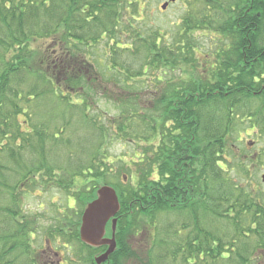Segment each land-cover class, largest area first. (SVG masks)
I'll list each match as a JSON object with an SVG mask.
<instances>
[{
	"label": "trees",
	"instance_id": "trees-1",
	"mask_svg": "<svg viewBox=\"0 0 264 264\" xmlns=\"http://www.w3.org/2000/svg\"><path fill=\"white\" fill-rule=\"evenodd\" d=\"M140 1L0 0V264L40 263L36 219L24 207L21 196L26 191L20 190V185L42 184L47 188L45 185L52 183L45 174L50 173L55 181V176L64 179L58 185L61 189L73 188L77 194L74 199L82 200L86 180L92 183L87 193L94 195L99 183L103 184L109 172L114 173L109 168L103 170L93 155L98 140L99 150L103 149L109 137L106 129L90 121L99 130L98 136L94 138L93 133L84 138L78 131L81 124L83 133L87 131L86 119L73 118L92 98L89 78L63 65L80 52L94 54L97 45H103L98 48L102 54L97 61L87 55V75L100 71L128 96L123 100L126 111L111 119L116 131L110 137L133 141L134 133L139 135L133 141L136 149L129 160L131 165L123 160L119 171L127 182L120 181L116 187L120 199L117 249L109 257V264H119L126 255L125 234L143 229L149 230L146 264H248L253 250L264 249V193L254 188L251 168L258 157L238 146L236 130L239 125L264 133V0H228L227 6L206 0L201 10L210 3L226 6L221 13L224 24L213 30H222L223 40L219 39L221 46L211 52L214 58L209 55L213 60L208 71L197 82L187 81L188 88L174 89L166 84L161 88L163 96L157 97L152 107L144 105L143 113L138 108L133 110L135 103L130 102L129 92L142 78L140 72L152 71V78L161 82L165 70L174 72L178 68L183 72L189 62L191 66L196 64L193 57L186 56L183 42L171 43L163 32L145 23L150 11L141 9ZM188 8L180 31L186 34V40L203 28L199 26L202 20L196 22L192 15L193 6ZM209 22L211 26L214 20ZM39 40H44L42 52L35 47ZM189 47L197 52V47ZM59 51L63 54L58 56ZM180 52L185 58L184 63L180 61L184 65L178 67L175 63ZM54 66L66 68L58 86L54 84L55 75L50 74ZM137 69V75L132 76ZM52 97L60 100L61 106L51 109ZM38 98H43L49 110L46 112L58 111L59 119L45 116L44 124L34 129L29 112L37 109ZM37 111L39 115L45 112ZM82 114L85 117L84 111ZM235 114H241L238 123L233 122ZM34 116L36 120L40 117ZM133 121L142 124L141 133L138 125L132 127ZM24 125L28 130L22 129ZM22 134L25 143L39 140L36 161L28 158L34 148L22 153L11 150L25 138ZM86 144L93 145L92 149L88 151ZM59 145L66 147L61 155L68 161L61 163L65 168L61 174L53 169L57 168L56 161H49L46 155ZM71 146L80 150L71 152ZM101 161L108 165L112 162ZM8 164L20 169L16 172ZM12 173L20 176L12 179ZM67 173L65 179L63 174ZM84 203L74 222L60 221L56 228L44 231V243L55 250L66 249L67 255L73 244L79 260L85 252L89 264H94L91 253L103 249H90L78 238ZM154 229L157 235H153ZM248 239L254 240L249 243Z\"/></svg>",
	"mask_w": 264,
	"mask_h": 264
},
{
	"label": "rangeland",
	"instance_id": "rangeland-1",
	"mask_svg": "<svg viewBox=\"0 0 264 264\" xmlns=\"http://www.w3.org/2000/svg\"><path fill=\"white\" fill-rule=\"evenodd\" d=\"M166 0H141L139 2V7L141 9H145L146 11H150V15H148V19L146 20V24L153 29L159 30L160 32H163V35L167 38V40L171 43H178V42H183L184 43V52L187 53L186 56L193 57L195 60L194 66H191V63L189 62L190 65H185V68L182 70H179L178 68L173 72L172 70H165L166 75L162 74V77L164 79L161 80V82L156 81L153 79L151 75H153V72H145L142 74V80H146L145 83H142L141 79H139V82L133 83L132 89H129V92L131 93L130 95V102L135 103L133 110H138V112L143 113V108L144 105L148 107H152V103L157 97L163 96V91L161 88L164 87L166 84L171 85V87H187L188 84L185 85V83H188L187 81L193 80L194 82H197L196 80H199L201 77L205 76V72L208 71L209 68V63L212 62L214 58V54L211 52L217 51V48L221 46V41L219 39H222L221 32L222 30L218 32H214L213 30H216L220 25L225 21L224 18L222 17V11H225L224 9L226 8L228 0H217V2H221L226 6H223L219 4V6H215L213 3H210L209 7H207L205 10H201L204 4H206V0H186L187 2L185 3V0H176L175 2H169V4L166 6L165 9H161V4H163ZM235 0H231L233 2ZM189 6H193L192 9V15L195 16V21L197 22L198 20H202L199 23V26H203L200 31H198L193 37H189V41L186 40L185 33H180L181 27H182V22L183 18L187 17L188 12H190V9L188 8ZM225 7V8H224ZM194 10V14H193ZM198 10V11H196ZM201 10V11H200ZM197 13V15H196ZM205 14L207 16H205ZM219 16V17H218ZM201 18V19H200ZM146 18L143 19L145 21ZM212 19L214 22L210 26L209 20ZM226 24V22H225ZM204 26H207L208 28H204ZM179 31V33H178ZM186 40V41H185ZM223 40V39H222ZM50 40H47L49 42ZM53 43L55 40H51ZM195 46L197 47V52L193 53L191 51V48L189 47ZM98 47H94L93 53L94 54H83L79 53L77 57H72L69 59V61H66L63 65L68 66L70 68L71 72L76 69L79 70V74H84L85 77L89 78L87 81L88 83L92 85L93 87V92H92V98L89 100V104H86L85 109H83L81 112H78V115H74L73 118H78L79 116L82 118H79L78 120L83 121L86 119L87 124V131L83 133L82 129H85L83 127L84 125L81 124L79 126V135L84 138H89L91 135L93 136L94 133V138L98 136L99 130L95 127H93L90 121L95 122L94 124L96 126H103L106 129V132L109 134V137L106 139V143L103 146V149L98 148L99 146V140L97 141V151H94L95 154V159L97 160L98 164H101V167L104 169L109 168L110 171H113L114 173L108 176L106 180L103 181V184H109L115 187L119 186V182H127L126 178H122L120 174V169L123 168V160H126L128 164L131 165L130 159L133 158L132 154L133 151L136 149V145L134 142L136 141L135 138H138L139 135L137 133H134V138L133 141H128L125 139L120 138L119 136H111L110 134H114L116 131V128L111 125L112 121L111 119H114L117 117V115L120 112L126 111L127 107L124 106L123 100L125 98H128L126 95V91L120 92L118 88H116L113 84L110 83V81H107V78L102 77V74L100 71H96L91 75H87L88 72V63H86L87 60V55L90 56L93 60L99 58V55L102 54V51L99 50L102 48L103 45H97ZM35 47H39V52H42V49L44 50V40H39V42L36 43ZM99 48V49H98ZM61 51L57 53L59 56ZM85 55V56H84ZM213 57L212 60L210 59V56ZM185 56L180 52L177 62V66L179 67L180 65H184L181 62H183ZM187 58V57H186ZM86 59V60H85ZM60 60V58H59ZM90 61V59H88ZM184 63V62H183ZM65 66H54L50 71L52 75H55V85L58 86V83H62L65 77ZM92 69V68H90ZM140 70V69H139ZM139 70H134L132 76L137 75L136 72H139ZM164 70V69H163ZM84 72V73H83ZM157 74V73H156ZM115 75V74H114ZM90 76V77H89ZM154 77H157L154 74ZM161 78V77H160ZM93 79V80H92ZM95 83H92V82ZM124 84V83H121ZM184 84V85H183ZM131 86V85H130ZM97 88V89H96ZM185 88V89H186ZM175 89V88H174ZM122 90V89H121ZM161 91V94H160ZM128 92V91H127ZM105 94V95H104ZM136 94V95H134ZM43 99V98H42ZM41 98H38L35 101V104L37 106V109H32L30 110V114L32 117V127L38 128L42 126L45 122L44 118H51L52 120H58L59 115L55 110L56 113L53 112H46V109L48 110L47 106L44 107L43 105V100ZM121 99V100H120ZM51 102L52 104H49L51 109H53L54 105H56V108L61 106L62 102L58 100L57 98L52 97ZM255 100H253V105L255 104ZM137 106V107H136ZM213 107V105L209 106ZM45 111L43 114L38 113L37 110ZM69 109V108H68ZM49 111V110H48ZM83 111L85 113V117L82 116ZM248 111H245V113ZM148 113V112H147ZM34 114H37V116H40L36 120V116ZM150 114V113H149ZM148 115V114H147ZM46 116V117H45ZM150 116V115H148ZM241 114H235L233 117V122L236 121L237 123L240 121ZM19 120H22V117H18ZM134 120H137L136 118ZM245 121V124L248 126L250 125L249 122L247 123V118L245 117L243 119ZM75 122V120H74ZM90 122V123H89ZM140 122V121H138ZM51 123H53L51 121ZM56 123V122H55ZM141 123V122H140ZM134 124V127H133ZM74 125V124H73ZM138 125L139 133H141L143 126L142 124H137V122L132 123V127L135 128V126ZM245 126V125H244ZM246 127V126H245ZM243 126H237L236 130H238L239 135H238V146L242 147L244 150L248 151L249 155H254L256 154V162L254 161L251 165V168L254 170V188L258 192H263L264 193V181L261 179V175L264 174V133L261 132H256L254 129L248 128L245 129ZM19 128V127H18ZM22 129H27L28 128L24 125ZM74 127L72 126L73 130ZM17 130V129H16ZM16 130H13L16 131ZM76 130V129H75ZM16 134H11V136H15ZM18 135V134H17ZM23 137H25L24 134H22ZM145 135V133H143ZM32 136V135H29ZM11 138V137H9ZM29 138V137H28ZM127 138V137H125ZM12 139V138H11ZM15 141V139H13ZM26 141V137L21 139V142L19 143V146L24 144ZM39 140L36 138L33 139L31 142L28 140L26 142V146L23 148H20L19 146H14L11 150L17 151L19 149V152H23V150L29 149L30 151L34 148L33 154H30L28 158L32 157V161H36L38 153H35L36 146H38ZM11 145L12 141H11ZM75 145V143H74ZM7 146V145H6ZM93 145L89 146L86 144L87 150L91 148ZM39 147V146H38ZM66 147L59 145L58 147L54 148V150H51L48 155V160L49 161H56L55 167L53 168L62 173L61 170H64L65 168H62V162L67 164L65 162V158L62 157V149H65ZM95 148V146H94ZM82 149V147H81ZM92 149V148H91ZM7 150V149H6ZM7 150V151H11ZM56 150V152H55ZM67 150V149H66ZM80 147L78 148L77 146H71L70 151H79ZM90 150V149H89ZM88 150V151H89ZM81 156V155H80ZM105 156V157H104ZM254 158V156H252ZM101 159L107 160L109 159L112 161L109 165L107 163H102ZM135 159V158H134ZM128 160V161H127ZM74 161V160H72ZM85 162V160H83ZM101 161V162H100ZM7 165V164H6ZM11 166L14 170H19L20 168H16L13 165H9L8 167ZM61 168V169H60ZM37 170L36 168H34ZM102 169H100L101 171ZM70 170H67V172ZM97 172V177L98 174L100 173ZM48 174H45V178L49 179V182L52 183L50 185H45L47 188L43 187L42 184L40 186L35 187L34 185L28 186V187H23L20 185L19 188L20 190L26 191L24 194L22 193L21 200L24 204L25 209L28 211L29 214H32L33 218L36 219V241L35 244L40 248L44 245V231L50 230L52 228H56L58 223L60 221H65V222H70L75 221L77 219L78 212L82 208V204L84 201H89L90 199L93 198V194L89 195L87 193V189L90 191L92 183L86 181L87 186H84L85 189V197L78 200H75L73 196H77L76 193H73V188H68V191H65L64 189H61L58 185L63 184L64 179L60 178L59 176H55L56 181L54 180L53 177H51ZM13 175V176H12ZM12 179H14L17 176H20L18 173H12ZM67 174H63V176L68 177ZM51 178V180H50ZM80 179H82L80 177ZM85 179L82 180V183L84 182ZM61 181V183H60ZM79 182V181H77ZM76 182V183H77ZM46 184V180H45ZM100 184V183H99ZM73 194V195H72ZM7 197V196H6ZM70 199V201H68ZM83 201V203H82ZM85 204V203H84ZM67 205V207H66ZM172 218V217H171ZM160 223L163 224V216L160 218ZM190 229V228H189ZM188 229V230H189ZM153 235H157L158 233L154 229L152 231ZM185 234V233H183ZM128 235V236H127ZM149 236V230L148 229H143L140 230L137 234H130L127 233L125 234V242L127 243V249H126V255L120 260L119 264H146V255L145 253L147 252V239ZM184 236V235H183ZM254 239H248V242L251 243L253 242ZM73 250L70 252L71 256L67 255V250L64 248H61L60 250H53V248H45L44 250L48 251V255L45 257H39L41 260V264H65L68 262V264H86V259H87V264H89V255L88 253L86 254L84 252L83 260L78 257H76V251H75V245L72 244ZM40 254V253H39ZM94 254V253H91ZM264 254L263 251H256L253 250L252 253L250 254L249 257H251L252 260H250V263L248 264H256V262L260 263V260H258V257L262 258ZM78 255V254H77ZM90 258L93 259L92 255H90ZM175 264H180V261ZM261 264H264V259Z\"/></svg>",
	"mask_w": 264,
	"mask_h": 264
},
{
	"label": "water",
	"instance_id": "water-1",
	"mask_svg": "<svg viewBox=\"0 0 264 264\" xmlns=\"http://www.w3.org/2000/svg\"><path fill=\"white\" fill-rule=\"evenodd\" d=\"M166 6L167 2L163 3L161 8L165 9ZM262 178L264 180V175ZM118 210L119 202L115 190L103 185L97 189L96 198L89 202L83 211L79 228L81 241L91 247L106 246V250L96 257L97 263L105 261L116 249L114 215ZM110 219L112 234L110 238H105V226Z\"/></svg>",
	"mask_w": 264,
	"mask_h": 264
}]
</instances>
